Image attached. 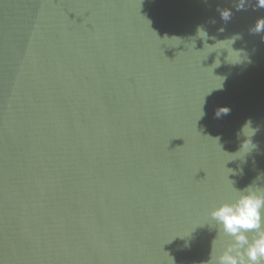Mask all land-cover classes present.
<instances>
[{"label": "water", "instance_id": "obj_1", "mask_svg": "<svg viewBox=\"0 0 264 264\" xmlns=\"http://www.w3.org/2000/svg\"><path fill=\"white\" fill-rule=\"evenodd\" d=\"M239 6L0 0V264H205L228 242L211 210L264 188V8ZM237 34L251 62L213 68Z\"/></svg>", "mask_w": 264, "mask_h": 264}, {"label": "clouds", "instance_id": "obj_2", "mask_svg": "<svg viewBox=\"0 0 264 264\" xmlns=\"http://www.w3.org/2000/svg\"><path fill=\"white\" fill-rule=\"evenodd\" d=\"M239 4L240 6L237 8L242 9L245 6V0H239ZM256 5L259 8H264V0H256ZM231 14L230 9H224L221 11V18L227 21L231 18ZM219 31L222 32L224 29L221 28ZM250 31L257 34L264 32V17L259 18ZM197 33L205 41L204 47L205 45L209 47L215 46L218 42L216 41V43L209 45L207 43L209 37L202 28H198ZM237 39H240L238 34L220 41H231V49L240 54V59L237 62H230L227 48L211 51L208 55L212 52L217 53L216 60L212 65L214 66L213 68L219 67L221 64V50L227 52L225 56V62L227 63L237 65L246 60L249 63L251 62L242 49L233 48V44ZM225 79L226 77H222L218 89L223 88ZM229 112L230 108L222 107L217 110L216 115L219 117L221 114L227 115ZM257 131V128L252 127L251 120L246 121L242 126L239 134L243 135L245 139L237 152L244 151V157L257 147L252 141V137L255 136ZM235 189L236 195L233 199L215 206L209 214L212 221L215 222L217 234H223L228 238V242L217 251L214 247V239L210 258L205 264H264V188L253 187V184H251L243 189Z\"/></svg>", "mask_w": 264, "mask_h": 264}]
</instances>
